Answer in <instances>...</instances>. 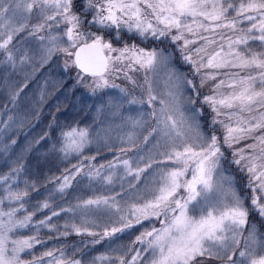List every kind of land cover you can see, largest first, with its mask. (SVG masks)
<instances>
[{
    "label": "snow or ice",
    "instance_id": "obj_1",
    "mask_svg": "<svg viewBox=\"0 0 264 264\" xmlns=\"http://www.w3.org/2000/svg\"><path fill=\"white\" fill-rule=\"evenodd\" d=\"M34 9L38 22L29 28ZM22 12L29 15H20ZM230 12L234 13L231 17ZM245 21L248 26L242 27ZM61 25L66 27L58 34H53V28L60 29ZM92 28L97 31H91ZM25 29H29L30 35L45 29L48 31L47 37L37 36L41 42L47 40L39 55L41 65L48 63L56 53L74 57L71 63L92 77L93 91L110 86L109 77L120 73L136 86L135 79L129 73L145 72L144 85L139 87L142 90L146 87V99L132 97L128 103L146 104L152 109L147 115L156 124L144 137V143L155 134L158 139L153 147L162 159L157 161L149 155L147 163L141 167L139 164L145 157L140 156L135 161L137 166L133 167L132 159L120 160L117 157L116 161L100 165L99 168L90 164L87 172H84L81 162L73 165L74 171L66 169L61 177L48 178L49 181H59L54 191L63 194L71 187V181L81 173L89 181L99 179L111 185L114 173L102 175L101 170L122 166L126 176L139 182L154 163L167 165L170 162L171 166H161L156 170L150 181L146 178V190L150 192L151 199L142 204H132L127 211L116 195L90 197L80 200L74 208L61 209L79 212L81 225L66 223L64 227L71 228L77 234L99 235L100 238L94 240V244L122 233L145 219L160 220V228L153 227L136 237L133 243L142 245V248L135 251L130 261L126 262L122 255H101L95 257L92 264L110 260H114L115 264H137L142 259V253L147 257L145 264H203L204 259L221 260L225 256L230 264H264V239L258 236L255 227L249 228L247 235L243 236L248 225L249 208L245 205V198L234 187V180L224 175L222 161L225 156L221 150L222 146L231 149L241 140H254L253 144L234 150L231 163L240 166L241 171L248 172L247 187L252 191L251 210L264 219V164L259 163L264 158V51L256 52L248 47L250 42L258 41L264 48V0H81L79 7L77 0H0V53H3L0 63L10 65L13 70L33 59L28 51L17 56L9 48L14 36ZM173 29L176 34L171 36V40L174 43L183 41L180 47L182 59L192 66L194 75H200V87L208 80H215L220 69H237L236 72L223 73L227 77V84L225 80H220L214 85L213 94L203 97L202 103L214 113L208 132L200 123L202 108L195 107L199 92L192 80L186 77L181 80L174 70L169 69L167 75L171 88L162 96L154 94L153 82L147 73L156 74L160 69L167 68L169 55L163 50H148L135 43L114 47L112 39H106L105 36L111 32L115 40L120 41L122 33L126 31L144 40L149 37L160 39L168 37ZM218 30H228L234 35ZM185 33L205 41V46L194 49L196 59L185 51L196 40L186 38ZM200 33L219 35L224 43L209 54L207 45L216 41ZM203 69H216L217 72H203ZM181 83L187 84L194 92L186 101L181 99ZM111 87L118 86L112 84ZM224 87L230 91L220 92ZM120 91L128 94L127 89L122 88ZM16 95L18 93L13 95V99ZM157 103L158 108L155 107ZM185 103L187 109L184 108ZM114 107L117 109L114 114L118 115L121 105ZM186 111L190 115H186ZM143 115L141 113V117ZM132 123L134 127H142L146 121L141 118L132 120ZM217 124L225 131L222 142L215 132L214 126ZM256 132H261V135H253ZM91 143L87 128L71 127L62 130L58 151L67 159L74 154L79 156ZM128 143L130 147L135 146L132 135H129ZM249 149L253 153L258 149V155L248 154ZM125 151L121 149L122 154ZM90 159L94 160L95 157ZM12 171L19 174L22 166ZM0 179L6 182L8 176ZM129 187L135 188V184L130 183ZM30 190H37L35 181L25 180L23 189L13 191L9 187L7 190L6 199L20 203L19 208L0 210V264H41L35 258L28 261L21 257V253L42 242L37 236L16 239L10 236V233L27 228L33 222L35 212L16 219L18 212L26 211L24 202ZM212 192L217 194L215 199L209 196ZM49 207L50 204L45 200L36 205V211ZM90 212H102L110 220L115 217L112 223L119 226H105L102 233L92 231L84 225H99L95 220L86 218ZM59 215L53 210L50 216L38 224L47 226L52 217ZM50 230L59 231L55 225ZM60 234L67 236L68 232ZM242 236L244 248L238 253L240 259L233 260ZM43 255L53 258L48 264H82L80 259H67L63 250H60L58 258L53 251Z\"/></svg>",
    "mask_w": 264,
    "mask_h": 264
},
{
    "label": "trees",
    "instance_id": "obj_2",
    "mask_svg": "<svg viewBox=\"0 0 264 264\" xmlns=\"http://www.w3.org/2000/svg\"><path fill=\"white\" fill-rule=\"evenodd\" d=\"M80 2V0H77V7H79ZM232 15L234 13L230 12L229 16ZM242 26L247 27L248 22L246 21ZM110 38L117 45L129 43L130 41L145 46L164 44V39H161L162 42L159 39L143 40L137 35L127 34L126 32L122 33L120 41ZM248 47L256 52L264 51L258 41L250 42ZM175 59L180 60L177 56H175ZM0 60H3V53H0ZM37 64H39L40 69L51 66L58 73V76L50 74L51 77H47L48 79L44 81L43 78L37 77L39 71L29 70L28 74L22 76L6 77L10 65L0 63V177L8 176L6 182L0 179V201H3L0 203V210L8 211L11 208H19L20 202H10L6 199L9 187L16 191L24 188L25 180L35 181L37 190H30V195L24 202L26 211L22 210L16 215V219H22L27 213L35 212L33 222L27 228L17 229L14 233H10V236L11 238H18L35 235L42 242L25 253H21L22 259L31 261L35 258L38 261H44L46 256L43 254L45 252L53 251L54 256H56L60 250H63L67 259L78 258L82 260L83 264H92L94 258L101 254L114 256L112 250L110 251L107 248L105 239L101 240L100 243H93L94 240L100 238L99 235L90 236L84 232L77 234L71 228L66 229L64 227L66 223H75L78 226L81 223H78V211L74 213L61 211V209L74 208L80 200L88 199V196L96 193L98 191L97 187L103 186L104 182L99 179L89 181L81 173L71 181V187L65 193L60 194L54 191L58 187L59 181H49L48 178L61 177L65 174L66 169L70 172L74 171L73 165H78L81 162H83L84 172L89 170L90 164L97 168L100 165H107L105 159L108 158L103 156L104 152L102 151L84 149L79 156L74 154L67 159L58 151L61 147L62 130L88 126L93 133L92 124L96 120L91 113L93 105L100 98V95L97 92L85 90V87L79 84L77 79L71 75L73 72L70 70L67 72V68L64 67L65 63L58 62L57 54H54L48 63L41 65L38 61ZM72 67L74 68V65ZM3 71L6 73L5 76L1 75ZM195 79L198 84L196 76ZM198 90L202 93L203 87L198 85ZM15 93H18V95L13 99ZM197 103L201 105L203 113L200 116L201 124L209 131L211 108L203 104L202 101ZM214 127L215 132L219 133V135H216L222 138L221 127ZM53 145H55V150ZM226 148L222 146L225 156L223 165L235 175L237 189L244 196L245 205L249 208L248 220L255 223L257 228L264 234V219H261L256 212L251 210V189L247 187L248 174L246 170L241 171L240 166L231 163V154ZM91 157H95V159L92 160ZM18 166H22V171L19 174L13 173L12 170ZM101 171L102 175H107L111 170L105 168ZM106 190L110 191L108 187H106ZM45 200L48 201L50 207L36 211V205ZM53 210L59 212L60 215L52 217L47 226H39L38 222L50 216ZM53 225L59 231L50 230ZM140 225L147 226L141 223L136 224L116 235L119 238L122 237L124 242L130 240L143 228ZM84 226L97 233H102L104 228L88 224ZM112 226L119 225L108 227ZM65 231L68 232L67 236L60 234ZM207 260L204 259L203 263ZM106 263H112V260L96 261V264Z\"/></svg>",
    "mask_w": 264,
    "mask_h": 264
},
{
    "label": "rangeland",
    "instance_id": "obj_3",
    "mask_svg": "<svg viewBox=\"0 0 264 264\" xmlns=\"http://www.w3.org/2000/svg\"><path fill=\"white\" fill-rule=\"evenodd\" d=\"M81 1V0H80ZM20 15H29L28 13H20ZM38 22L37 17H36V11L35 9L33 10V13L31 14V19L29 20V28L36 24ZM17 26L19 24V21L16 22ZM246 23V21H245ZM244 23V24H245ZM66 25H61L60 29L53 28V34H58L59 32L62 31L63 28H65ZM244 27V26H242ZM91 31H97L96 28L90 29ZM126 32V31H125ZM218 32H227V35H234L231 31L228 30H218ZM127 33V32H126ZM129 34V33H127ZM131 34V33H130ZM176 31L173 29L172 33L164 39V44L161 43L158 46L151 45V46H145V45H140L134 41H130L128 44H137L140 47H143L145 49H157V50H163V52L166 55H169V64L167 68H162L158 71V73L153 74V73H147L149 79L153 82V87H154V94L158 95H163L166 93L171 88V85L168 84V75L167 72L169 69L174 70L176 75L183 80L184 77H186L189 80H192L193 83L195 84V76L197 78V82L195 86L196 89L198 90V85L200 86V75H194L193 74V68L190 64L186 63L182 59V53L180 51V47L183 46V41H176L175 43L172 42L171 36L175 35ZM200 35L204 36H209L210 39H213L216 41L214 44H208L207 45V52L209 54L217 51L219 49V45L221 43H224L223 41L220 40L219 35L216 34H211V33H200ZM37 36H48V31L47 29L35 34V35H30L29 34V29H25L24 31L20 32L19 34L15 35L12 41V44L9 46V48L16 53L17 56L23 54L24 51H28L29 55L33 57L32 60H30L29 63L25 64L24 66H17L15 70H13L10 66L9 68V73H5V71L2 72L1 75L5 76H22L24 74H28L27 72L30 71H39L37 74V77L43 78L44 81L48 79L47 77H51L50 74H55L58 76V73L53 70L51 66H47L44 68H39V55L41 52V48L43 45L47 44V40L41 42L37 39ZM106 39H111L110 37L114 38L113 33L109 32L108 34H105ZM186 38L188 39H195L196 42L193 44H190L188 48L185 50L187 53L193 55V59H196L194 49L197 47L205 46V41L202 39H199L198 37H193L189 33H185ZM115 39V38H114ZM148 39H152L149 37ZM66 40V37H65ZM144 40V39H143ZM158 40V39H155ZM169 44L170 46L168 48H165V44ZM125 44V43H124ZM124 44L117 45L113 43L114 47H122ZM243 48V46H241ZM19 49L20 51L17 52L16 50ZM176 53V55H175ZM58 55V62L65 63L67 61L68 66L64 67L70 70L71 75L75 79H77V82L85 87V90L88 92H97L98 95H100V98L95 102L93 105L92 109V115L95 118V123L92 124V128L94 129L93 133L90 127L88 126H79L78 128H87L89 131V139L92 141V143L88 146L85 147V149H91V150H98L104 152V157L108 158L105 159L107 161L106 163L108 164L110 161H116L117 157H119L120 160L123 159H132L133 160V167H136L135 161L139 160L140 156H144L145 160L141 161L139 166L143 167L145 163H147V157L149 155H152L155 157L157 161H160L162 157L157 155V149L153 147L154 144H156V141L158 137L153 134L152 136L149 137V140L147 143H144V137L148 136L149 131L155 126L156 121L154 119H151L147 113L151 112V108L148 105H140V104H129L128 100L132 99V97H136L137 99H146V87L144 90L139 87L140 85H144V79H145V72L143 70L140 71H135V72H130L129 75H131L135 81H136V86H134L131 82L126 80L124 78L123 73L116 74L113 76L109 77V85L108 87L101 88V89H96L93 91L92 88V77L89 74L85 73H80L78 69L74 66L72 67L73 64L71 63L72 58H69L66 56L64 53H56ZM177 56L180 60L177 61L175 59V56ZM201 55H204V53H201ZM186 64V66H185ZM55 71V72H54ZM203 72H217L216 69H203ZM220 74L216 76L215 80H208L205 85L203 86V91L200 93L199 92V97L196 99V108H201V105H199L197 102L198 101H203L204 96L212 95L213 94V88L214 85L217 84L220 80H225V83L227 84L228 80L223 73L225 72H236L237 69H220L218 70ZM189 72V73H188ZM243 74V73H242ZM33 75V73H31ZM112 84L117 85L118 87H111ZM127 89L128 94L125 95L120 91V89ZM101 91V92H100ZM220 92L227 93L230 91L227 87H224L219 90ZM180 94H181V99L182 101H186L189 97H192L194 95L193 89L189 87L187 84L181 83L180 85ZM167 98V97H165ZM115 105H121L119 108V114L116 115L114 113L117 112V109L114 107ZM155 107H159V104L157 103ZM184 108L187 109L188 105L185 103ZM141 113H144V115L141 117ZM254 115L256 113H253ZM186 115H190L189 112L186 111ZM214 115V113L211 110V118ZM245 116L247 113L244 114ZM128 117H131L132 119L129 120L127 119ZM143 119L146 121V123L142 127H134L132 120L136 119ZM200 123H202L201 118ZM220 119H224V117H220ZM227 122V121H226ZM202 125V124H201ZM217 127H221L222 129V138H220L221 142L223 141V137L225 135V131L223 127L219 124L215 125ZM203 127V126H202ZM203 129L205 132H208L204 127ZM219 135V133H216ZM129 135H132L135 138V146L130 147L128 143V137ZM253 135L259 136L261 135V132H256ZM254 140L253 139H246V140H241L238 144H234L231 149L226 148L230 154H231V159L233 160V155L232 152L237 149H243L245 148L246 145L253 144ZM116 148V149H115ZM121 149H125L126 151L122 154ZM163 150V149H160ZM222 150V148H221ZM108 152V153H106ZM248 154L250 155H258V149L256 153H253L252 150H247ZM244 162L242 161V164ZM259 163L264 164V158H262ZM223 165V161H222ZM161 166H171L170 162L167 165H160L157 163H154L151 168H149L142 176L139 182H136L133 177L131 176H126L124 173L123 167H118V169H113L110 172H108L107 175L114 173L113 175V183L111 185H108L103 183V186H98L96 193L92 194L90 197L94 196H99V195H105V196H112L116 195L117 200L120 201L121 205L125 207V210L127 211V208L131 206L132 204H142L145 200L151 199V194L146 190V178L148 181L151 180L152 174L158 170ZM224 175L230 176L231 179L234 180V187L237 189L236 185V179L234 173L224 167ZM247 172V171H246ZM248 174V172H247ZM249 177V174H248ZM187 178H190L187 177ZM133 183L135 184V188H130L129 184ZM255 183V181H254ZM123 185V187H121ZM113 186V187H112ZM151 185H147V187H150ZM227 186V185H225ZM106 187H108V190H106ZM112 190H115L112 192ZM238 190V189H237ZM183 192V189H181V193ZM239 192V190H238ZM119 194V195H117ZM241 196H243L241 193H239ZM210 198L215 199L217 194L215 192L209 193ZM251 196H252V191H251ZM250 196V198H251ZM142 197V198H138ZM244 197V196H243ZM78 216V223H82V217L79 215V212L77 213ZM88 220L92 221L95 220L96 224L99 225V227H105V226H111L114 225L112 223V220H115V217H112V220L109 219V217L102 213V212H97V213H92L90 212L89 215L86 217ZM143 225L147 226H142L143 227L135 236H133L130 240H127L124 242L123 238H119L116 234L113 237H107L105 238V241L107 243V248L110 249H116L115 252H113V255H122L125 258V261H130L131 257L135 255V251L138 249L142 248V245L138 243H133L136 239L137 236L141 234V232H144L145 230H151V228H160V220L156 218H151V219H145L141 222ZM88 225L97 227L94 224L89 223ZM255 227L257 230V234L260 238L264 239V234L257 228L256 224L248 220V225L245 226L243 236H246L248 233L249 228ZM243 236L241 237V244L239 248H237V255L233 257V260H239L238 253L239 251L243 250L244 248V240ZM17 238V237H16ZM13 238V239H16ZM18 238H27V237H18ZM9 247L11 245L9 244ZM106 248V247H105ZM104 253V252H102ZM101 255H106V254H101ZM100 255V256H101ZM55 257H59V254L56 255ZM146 254L142 253V259L137 262V264H145L146 260ZM53 258L52 257H46L44 261H40L41 264H48L49 261H51ZM78 259V258H74ZM83 264V263H82ZM106 264H115V261L112 260V263H106ZM203 264H230V262L227 260V257L225 256L224 259L217 260V259H208L206 262Z\"/></svg>",
    "mask_w": 264,
    "mask_h": 264
},
{
    "label": "flooded vegetation",
    "instance_id": "obj_4",
    "mask_svg": "<svg viewBox=\"0 0 264 264\" xmlns=\"http://www.w3.org/2000/svg\"><path fill=\"white\" fill-rule=\"evenodd\" d=\"M161 39H163V38H160L159 40H160V42H162V40ZM158 46V45H157ZM170 45L169 44H166L165 45V48H168Z\"/></svg>",
    "mask_w": 264,
    "mask_h": 264
},
{
    "label": "water",
    "instance_id": "obj_5",
    "mask_svg": "<svg viewBox=\"0 0 264 264\" xmlns=\"http://www.w3.org/2000/svg\"><path fill=\"white\" fill-rule=\"evenodd\" d=\"M85 55H88L87 53H85ZM72 59H74V57H72ZM76 67V66H75ZM77 68V67H76ZM78 70H80L82 73H84L81 69L77 68ZM87 74V73H86Z\"/></svg>",
    "mask_w": 264,
    "mask_h": 264
}]
</instances>
